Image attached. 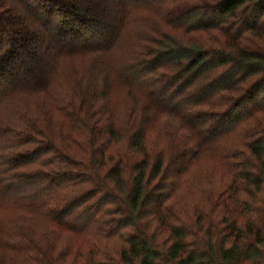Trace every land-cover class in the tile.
Here are the masks:
<instances>
[{"label": "trees", "instance_id": "1", "mask_svg": "<svg viewBox=\"0 0 264 264\" xmlns=\"http://www.w3.org/2000/svg\"><path fill=\"white\" fill-rule=\"evenodd\" d=\"M0 105V264H264V0H0Z\"/></svg>", "mask_w": 264, "mask_h": 264}, {"label": "rangeland", "instance_id": "2", "mask_svg": "<svg viewBox=\"0 0 264 264\" xmlns=\"http://www.w3.org/2000/svg\"><path fill=\"white\" fill-rule=\"evenodd\" d=\"M73 70V68L71 66H65L62 71H59V77L54 79V88L53 91L54 93H58V92H62L64 90V83H66V80L64 78L67 79V76L70 75V72ZM117 102H123L124 104L128 103V97L126 96L125 93L119 91L118 95H117ZM1 106V105H0ZM2 108H0V114L3 113V109H6V107L1 106ZM4 114V113H3Z\"/></svg>", "mask_w": 264, "mask_h": 264}]
</instances>
